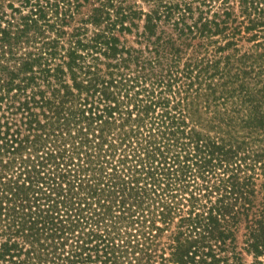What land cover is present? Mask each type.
I'll use <instances>...</instances> for the list:
<instances>
[{"label": "trees", "instance_id": "16d2710c", "mask_svg": "<svg viewBox=\"0 0 264 264\" xmlns=\"http://www.w3.org/2000/svg\"><path fill=\"white\" fill-rule=\"evenodd\" d=\"M263 260L264 0H0V264Z\"/></svg>", "mask_w": 264, "mask_h": 264}, {"label": "rangeland", "instance_id": "374dc122", "mask_svg": "<svg viewBox=\"0 0 264 264\" xmlns=\"http://www.w3.org/2000/svg\"><path fill=\"white\" fill-rule=\"evenodd\" d=\"M245 259H246V262H251L252 256L251 255H246L245 256ZM262 264H264V260H263V263Z\"/></svg>", "mask_w": 264, "mask_h": 264}]
</instances>
